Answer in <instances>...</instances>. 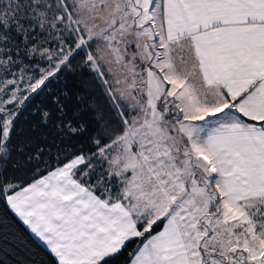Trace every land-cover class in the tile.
I'll use <instances>...</instances> for the list:
<instances>
[{
	"label": "snow or ice",
	"instance_id": "1",
	"mask_svg": "<svg viewBox=\"0 0 264 264\" xmlns=\"http://www.w3.org/2000/svg\"><path fill=\"white\" fill-rule=\"evenodd\" d=\"M0 264H264V0H0Z\"/></svg>",
	"mask_w": 264,
	"mask_h": 264
},
{
	"label": "trees",
	"instance_id": "2",
	"mask_svg": "<svg viewBox=\"0 0 264 264\" xmlns=\"http://www.w3.org/2000/svg\"><path fill=\"white\" fill-rule=\"evenodd\" d=\"M49 259H51V257H49Z\"/></svg>",
	"mask_w": 264,
	"mask_h": 264
}]
</instances>
